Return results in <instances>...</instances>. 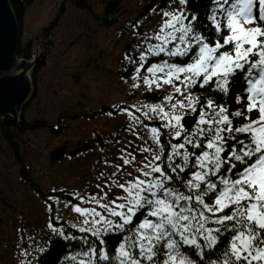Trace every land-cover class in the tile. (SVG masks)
Masks as SVG:
<instances>
[{
	"label": "snow or ice",
	"instance_id": "6c2138e0",
	"mask_svg": "<svg viewBox=\"0 0 264 264\" xmlns=\"http://www.w3.org/2000/svg\"><path fill=\"white\" fill-rule=\"evenodd\" d=\"M201 2L176 0L138 53L134 80L172 89L131 116L150 140L142 165L93 207L76 194L79 222L53 219L35 264L57 244L54 264H264V0Z\"/></svg>",
	"mask_w": 264,
	"mask_h": 264
},
{
	"label": "rangeland",
	"instance_id": "374dc122",
	"mask_svg": "<svg viewBox=\"0 0 264 264\" xmlns=\"http://www.w3.org/2000/svg\"><path fill=\"white\" fill-rule=\"evenodd\" d=\"M90 1L95 5L98 0ZM61 3L62 0H35L27 10L20 33L21 42L32 39L36 46L41 47L40 30L58 14ZM138 4L139 0H126L124 3L129 8L130 15L135 13ZM176 7L175 1L165 11ZM162 12H156L154 18L146 23V34L142 40L153 36L154 32H159L164 19ZM115 37L116 30L101 28L86 11L70 3L66 4L59 26L54 31V51L46 68L39 74V89L42 92L40 117L53 116L67 109L70 112H80L84 107H99L104 102L110 104L123 100V92L128 85L123 84L117 71L119 64L127 62L130 57L123 50V43L115 46ZM146 43L149 41L146 40ZM102 53L108 54V57L102 58ZM16 66L14 70L1 68L0 77L23 75L26 81L31 82L28 79L30 72H25L30 67L22 71L24 66L17 60ZM77 73L80 76L75 78ZM30 109L31 118L37 113L34 103L30 105ZM131 123V116L124 112L117 117L101 116L94 122H74L61 140L70 137L76 141L92 136L95 130L106 133L113 128L122 130L121 138L113 144L106 141L105 147H95L75 157H66L61 164L49 169L42 163L47 162L50 147L56 141L42 132L30 133L25 138H19L23 149L22 157L35 165V172L40 175V181L45 188L66 183L75 191V195L84 197L80 201L82 204L77 205L93 207L95 204L89 201L90 197L102 196L106 190L113 191L114 188L107 189L106 182L118 177L127 179L129 173L135 174L137 165H142L144 157L147 156V153L140 154V148L150 145V140L146 142L143 139L146 131H139L138 134L136 128L127 126ZM125 151L129 158L135 156L136 159L119 172L114 165L121 164ZM2 201L15 204L21 212L11 210ZM45 211L49 213V207L37 201L35 194L21 179L10 149L0 136V264H26L22 255L29 251L28 248H42L45 245L46 234L50 231L47 225L52 221ZM57 213L70 225L80 220L78 214L66 204L59 205ZM55 227L60 226L55 224ZM24 241L28 248H22Z\"/></svg>",
	"mask_w": 264,
	"mask_h": 264
},
{
	"label": "trees",
	"instance_id": "16d2710c",
	"mask_svg": "<svg viewBox=\"0 0 264 264\" xmlns=\"http://www.w3.org/2000/svg\"><path fill=\"white\" fill-rule=\"evenodd\" d=\"M10 5L13 9L15 17L20 27V33L23 29L27 10L35 0H9ZM126 0H98L95 6L90 0H62L61 7L58 14L53 20L47 22L40 30L39 42L41 47L36 46L32 39L22 43L21 40L18 42L16 51V60L18 63L24 61L25 68L30 67L29 80L31 81V88L29 95L25 99L24 103L20 106L17 111V117L14 114H8L6 116H0V136L2 141L6 144V147L10 149V152L15 161L16 167L18 168L21 179L35 194L36 200L42 203L45 207H49L45 214L48 215L50 220L55 219L56 225L68 227L69 223L62 219L57 213L58 206L62 204H69L77 199L75 191L66 183L61 186H54L45 188L41 181L40 175L35 172V165L22 157V145L19 138H25L30 133L42 132V134L48 135L53 138L56 143L50 147V152L47 162L42 163L46 169L52 168L57 164H61L66 157L77 156L80 153H85L93 148L105 147V142L113 144L119 138H121V129L113 128L107 130L106 133H102L95 130L94 134L89 137H84L74 141L70 137H65L61 140L63 134L70 130L71 124L74 122L97 121L99 117L110 115L113 117L119 116L122 109H127V114L130 116H142L143 106L146 104L160 103L163 95L172 94V89L168 85H164L161 88L147 89L141 80H134L137 73L134 71L139 66V55L138 53L143 49L146 51L147 43L142 38L146 34V23L151 18H154L156 12L165 11L168 9L170 3L172 4L176 0H139L140 4L136 5L135 13L130 15L129 8L124 5ZM72 4L78 9L86 11L88 15L103 29L116 30L115 46L123 43V50L127 53V57L131 58L127 62H121L118 67L117 74L122 77L123 84L128 85L123 92V100H118L113 103H101L98 107H84L80 112H70L67 110H61L53 116L40 117L42 111L39 107L42 93L40 87V72L46 68L48 61L54 51V31L59 26V21L63 15L66 4ZM197 3H201L203 9V3L201 0H197ZM159 9V11H157ZM152 35L147 36L149 43H155L151 39ZM102 58L108 57V54H101ZM164 59H168L166 56ZM152 62L158 63L159 60H153ZM146 63V62H145ZM146 69L141 70V75H146ZM28 76V75H27ZM80 76L77 73L75 78ZM139 84L137 88H133V84ZM34 103L37 108V113L34 117L30 115V105ZM137 108H141V112H136ZM125 113V112H124ZM146 123L151 126L161 124L157 118L155 123L151 120H146ZM132 129L139 130L141 133L145 132L146 129L141 124L127 125ZM169 139L165 137V140ZM4 204H8L2 201ZM57 202V203H56ZM77 204H82L77 201ZM9 208L13 211L21 210L16 207L15 204H8ZM75 231V230H73ZM79 235V233H77ZM28 248V245L23 243L22 248ZM42 248H47V242ZM40 248L29 249L22 256L26 259V264H35L36 260L39 259L41 253ZM77 248L74 251H79ZM62 251L60 245L57 244L53 247L49 255L43 256V260L40 264H54L57 256ZM73 254V250L68 251V255ZM59 264H71L67 261L65 256H61Z\"/></svg>",
	"mask_w": 264,
	"mask_h": 264
},
{
	"label": "water",
	"instance_id": "95a60500",
	"mask_svg": "<svg viewBox=\"0 0 264 264\" xmlns=\"http://www.w3.org/2000/svg\"><path fill=\"white\" fill-rule=\"evenodd\" d=\"M20 27L9 0H0V69L14 70ZM21 65L25 66L24 61ZM26 79V78H25ZM23 75L0 77V116L14 114L29 95L31 84Z\"/></svg>",
	"mask_w": 264,
	"mask_h": 264
}]
</instances>
